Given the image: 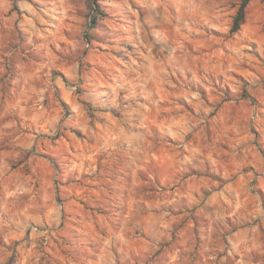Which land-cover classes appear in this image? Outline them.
<instances>
[{
  "label": "rangeland",
  "instance_id": "obj_1",
  "mask_svg": "<svg viewBox=\"0 0 264 264\" xmlns=\"http://www.w3.org/2000/svg\"><path fill=\"white\" fill-rule=\"evenodd\" d=\"M240 3L0 0V264H264V0L231 33Z\"/></svg>",
  "mask_w": 264,
  "mask_h": 264
},
{
  "label": "trees",
  "instance_id": "obj_2",
  "mask_svg": "<svg viewBox=\"0 0 264 264\" xmlns=\"http://www.w3.org/2000/svg\"><path fill=\"white\" fill-rule=\"evenodd\" d=\"M250 2H251V0H241V3H240L239 8L237 10V13L235 14V16L233 18L232 26L230 29L231 33L238 32L240 30L241 26L243 25V23L245 22L246 9H247V6L249 5Z\"/></svg>",
  "mask_w": 264,
  "mask_h": 264
}]
</instances>
